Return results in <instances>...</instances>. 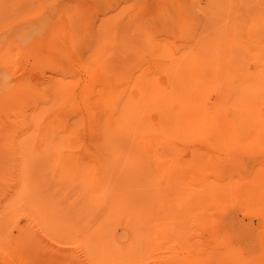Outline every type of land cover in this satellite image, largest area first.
Returning a JSON list of instances; mask_svg holds the SVG:
<instances>
[{
    "label": "rangeland",
    "instance_id": "374dc122",
    "mask_svg": "<svg viewBox=\"0 0 264 264\" xmlns=\"http://www.w3.org/2000/svg\"><path fill=\"white\" fill-rule=\"evenodd\" d=\"M191 14L199 19L197 27L189 21ZM180 26L196 31L182 35ZM199 27L214 46L208 57L219 67L206 75L207 85L216 83L207 86L209 99L203 105L216 112L220 123L166 126L138 154L143 165L141 201L116 205L110 232L98 228L104 216L78 221V201L89 196L84 187L91 186L90 177H81L80 165L91 171L101 145L107 148L101 141L103 124L115 136L107 120L128 94L135 97L150 81L167 87L171 73L193 68L203 49L193 51L198 41L189 37L201 38ZM53 58H64V69ZM122 66H129L128 72ZM105 80L124 90L113 103L102 93L109 90ZM23 87L34 93L24 95ZM49 103L54 106L46 108ZM157 114L152 109L144 119L154 123ZM0 119V133L8 137L7 144L0 141V167L18 164V169L9 165L17 171L0 168V264H264V0H0ZM54 138L63 144L55 148ZM3 151H11L10 156ZM115 165L118 172L108 175L114 190L135 178L133 169L123 175L125 164ZM82 180L87 186H79ZM76 185L87 191L80 193ZM59 215L70 225L69 233ZM133 224L136 235L128 232Z\"/></svg>",
    "mask_w": 264,
    "mask_h": 264
},
{
    "label": "bare ground",
    "instance_id": "6f19581e",
    "mask_svg": "<svg viewBox=\"0 0 264 264\" xmlns=\"http://www.w3.org/2000/svg\"><path fill=\"white\" fill-rule=\"evenodd\" d=\"M183 9V8H182ZM188 9V8H187ZM181 10V9H180ZM177 11V10H176ZM184 11V10H183ZM193 12V11H192ZM204 13H206V12H204ZM175 14V13H174ZM173 14V15H174ZM190 14V13H189ZM185 15V14H184ZM193 14H191V15H189V16H192ZM177 16L179 17L180 15H179V12H177ZM188 15H187V17H189ZM185 17V16H184ZM193 17V18H192ZM191 17V20H189V21H192V23L193 22H195L196 23V20L198 21L199 19L197 18L196 20L194 19V17H196V15L195 16H192ZM206 17V16H205ZM174 16H173V20H174ZM201 18V17H200ZM176 19V18H175ZM185 19V18H184ZM187 19V18H186ZM189 19H190V17H189ZM192 19H194V20H192ZM202 19V18H201ZM203 20H205V19H203ZM175 21V20H174ZM187 21H188V19H187ZM188 21V22H189ZM177 22V21H176ZM183 22V21H182ZM186 21H184L183 23H185ZM202 22V27H204V25H206V24H203V22L204 21H201ZM191 23V26H193L192 27V29L194 30L196 27H197V25H199L200 23L199 22H197L196 24H195V26H194V24H192ZM199 23V24H198ZM178 24V23H177ZM186 24V23H185ZM189 24V23H188ZM187 24V25H188ZM174 25V24H173ZM168 26V25H167ZM175 26V25H174ZM182 26V25H181ZM180 26V27H181ZM171 27H172V25H171ZM176 27H177V25H176ZM195 27V28H194ZM206 27V26H205ZM204 27V28H205ZM170 28V27H169ZM173 28V27H172ZM171 28V29H172ZM178 28V27H177ZM177 28H174L175 30L174 31H176V29ZM181 30H182V32L184 31V32H190V29L191 28H187L188 30H185V28H184V30H183V28L181 27L180 28ZM179 29V30H180ZM191 29V30H192ZM197 29H202L201 27H199V28H197ZM117 30V29H116ZM115 30V31H116ZM170 30V29H169ZM191 31V32H195V31ZM206 30H207V28H206ZM215 30V29H214ZM214 30H213V32H214ZM200 31H202V30H200ZM112 32H114V31H112ZM118 32V31H117ZM123 32H125V31H123ZM181 32V33H182ZM182 33V35H184L185 33ZM197 32H198V30H197ZM203 33H201V35H203L201 38L199 37V36H197V40L195 39V38H193L192 37V35L191 34H193V33H188L189 35H191V37L193 38H191V37H189V35L187 36V37H189L190 38V40L192 41V42H197L196 43V46H194V47H192V50L193 51H196L195 50V48L196 47H198L199 49L198 50H202L203 49V53H202V55H201V57H198V58H196V57H194L193 55H194V53L193 54H190V55H192L194 58H196L195 59V65H193L192 67V69H190V70H188V72H179L178 71V73H171V75H170V77H169V79H170V83L168 84L167 82V84H168V86L167 87H162V86H159L158 84H156V83H154V82H152V81H150V84L148 85V86H146V87H143V88H141V90L139 91V93L135 96V97H132V95H130V94H128L127 96H126V98L124 99V102H123V105L117 110V112L115 113V116H111V117H109L110 118V120H107V122L109 121V124H111V126L116 130V134H115V136H111L110 134H109V131H110V129H109V126L106 124V125H104L103 124V128H102V130H101V132H102V139H101V141L107 146V148L105 147V146H103L102 147V145H101V150H100V153H97V155H96V158H95V164H93V167H92V169H91V171H88V170H90L89 168H88V170L86 169V167L85 166H83L84 164H82V166L80 165V173H81V177H90L91 178V186L90 185H85V183H84V185H82V183L83 182H85L84 180H82V182L81 181H79L78 183H80L79 184V186H87V187H84V188H86V189H89V192H90V194H89V196L87 197V198H84V199H80L78 202L80 203L79 204V216H78V221L81 219V218H84L83 219V221L84 220H87L88 218H93V217H95L97 214L101 217V219L103 218V216H104V218L101 220V225L98 227L99 228V230H101V231H103V232H110L111 230H112V227H111V221H112V217H114V216H116L117 215V213H118V209L119 208H117L116 207V205L118 206V207H120L119 206V204H136V203H139L140 201H141V195H142V190H140V189H142V176H143V165H142V158H141V155H138V154H140V151H141V149H142V147H143V144L146 146V147H148L149 146V143H150V141H152V139L153 138H151V137H155V135L158 137V134H159V132L161 131V130H163L166 126H169V125H172V124H174V123H185V124H189V125H195V127H201V128H206V124H210V123H220V119H219V117H218V115L216 114L215 115V113L216 112H209V111H207V108L206 107H204V105H203V100H204V98H206V95H207V93L209 92V90H208V88H207V86H209L210 85V88H213L214 87V85H215V83H212V84H208L207 85V83H208V80H207V73H211V72H217L218 71V69H219V67L217 68V66H216V64L215 63H213V62H211V60L213 61V59H211V58H213V57H208V54H210V53H214V46L213 45H209L207 42H206V35H207V33L203 30L202 31ZM213 32H210V33H212L213 34ZM115 33V32H114ZM179 33V32H178ZM180 33V34H181ZM199 32L197 33V34H200ZM124 35V34H123ZM181 35V36H182ZM117 35H115V37H116ZM193 36L194 37H196L195 36V34H193ZM218 36V35H217ZM186 37V38H187ZM214 37V36H213ZM185 38V39H186ZM198 38H200L199 40H198ZM209 38V37H208ZM207 38V39H208ZM219 38V37H218ZM217 38V39H218ZM115 40H116V38H114ZM188 39V38H187ZM211 39H213V38H211ZM193 40H195V41H193ZM114 41V40H113ZM190 41V43L192 44V42ZM115 42V41H114ZM125 42V41H124ZM213 42H214V40H213ZM113 43V42H112ZM116 43V42H115ZM115 43H113V46H114V44ZM189 43V44H190ZM206 43L208 44V45H206ZM65 45V44H64ZM63 45V46H64ZM112 45V44H111ZM123 45V44H122ZM124 45H125V43H124ZM128 45V44H127ZM187 45V44H186ZM66 46V45H65ZM64 46V47H65ZM158 46V45H157ZM188 46V45H187ZM186 46V47H187ZM192 46V45H191ZM216 46H218V45H216ZM125 47H127L126 45H125ZM189 47V46H188ZM67 48V47H66ZM65 48V49H66ZM118 48V47H117ZM159 48V47H158ZM158 48L156 49V50H158ZM218 48V47H217ZM154 49V50H155ZM190 49V48H189ZM220 49V48H219ZM63 50V49H62ZM61 50V51H62ZM114 51H115V49H113ZM125 50V49H124ZM167 50V49H166ZM185 50V49H184ZM110 51V46H109V50H108V52ZM130 51V50H129ZM65 52V51H64ZM63 52V53H64ZM113 52V51H112ZM119 52V51H118ZM117 52V53H118ZM181 52H183V51H180V53ZM217 52V51H216ZM111 53V52H110ZM114 53V55H115V52H113ZM120 54H122V51H120L119 52ZM137 53V52H136ZM184 54H186L187 53V51H186V53H185V51L183 52ZM188 53H190V52H188ZM187 53V54H188ZM218 53V52H217ZM66 54V53H65ZM124 54H125V52H124ZM127 54H129V53H127ZM184 54H183V58H184ZM110 56H111V54H109ZM123 55V54H122ZM131 54H129V56H130ZM189 55V54H188ZM197 55H199V54H197ZM110 56H107L105 59L107 60V59H109L110 58ZM116 56V58L118 57L117 56V54L115 55ZM120 56V55H119ZM128 56V57H129ZM132 56V55H131ZM154 56V55H153ZM152 56V57H153ZM113 57V56H112ZM128 57H126V55H125V57L124 58H126V59H128ZM133 57V56H132ZM132 57L130 58V59H132ZM188 57H191V56H188ZM187 57V59H188V61H190L193 57H191L190 58V60H189V58ZM56 58V57H55ZM115 58V57H114ZM123 58V57H122ZM122 58H120V59H122ZM123 58V59H124ZM155 58V59H154ZM165 58V57H164ZM183 58H181L180 60H182ZM194 58H193V61H194ZM210 58V59H209ZM54 59V58H53ZM58 58H56V60H57ZM62 60L64 59V58H61ZM112 59V58H111ZM133 59H136L135 57L133 58ZM147 59V58H146ZM153 59L156 61V59H157V57H153ZM152 58L150 59V61H152V63H155L154 62V60H153ZM167 59H169V58H167ZM55 60V59H54ZM53 60V61H54ZM55 60V61H56ZM60 60V59H59ZM62 60H60V62H63ZM65 60V59H64ZM113 60L114 59H112V62H113ZM116 60V59H115ZM137 60V59H136ZM206 60V61H205ZM52 61V60H51ZM52 61V62H53ZM54 61V62H55ZM109 61V60H108ZM130 61V60H129ZM148 61V60H147ZM192 61V62H193ZM57 62V64H58V62L59 61H56ZM60 62H59V64H60ZM65 62H66V60H65ZM149 62V61H148ZM191 62V61H190ZM125 63H127V61L125 62ZM131 63V62H130ZM183 63V62H182ZM187 63V62H186ZM55 64V63H54ZM113 64V63H112ZM129 64V62L127 63V65ZM137 64H138V62H137ZM61 66L63 65L64 66V64H60ZM139 65V64H138ZM144 64H142V66H143ZM146 65V64H145ZM218 65H219V63H218ZM63 66L61 67V69L63 68ZM112 66V65H111ZM113 66H115V65H113ZM130 67L131 66H133V64H130L129 65ZM129 66H126V68L127 67H129ZM149 66H150V62H149ZM148 65L147 66H143V68L145 67V68H148L149 67ZM152 66V65H151ZM154 66V65H153ZM155 67V66H154ZM171 67L172 66H169V68L171 69ZM181 66H179V65H177L175 68L176 69H179ZM111 68V67H110ZM114 68V67H113ZM118 68V67H117ZM123 68H125L124 66H122L121 67V70L123 69ZM126 68H125V70H126ZM139 68H141V67H139ZM64 69V68H63ZM129 69V68H128ZM137 69V68H136ZM149 69V68H148ZM154 69V68H153ZM156 69V68H155ZM154 69V70H155ZM93 70H95V69H92V73H93ZM96 70H97V68H96ZM95 70V71H96ZM104 70V69H103ZM124 70V69H123ZM123 71V72H128L127 70L126 71ZM142 71V68L141 69H138V70H136V72H137V74H139V71ZM144 70V69H143ZM157 70V69H156ZM167 70V69H166ZM60 71H63V70H60ZM95 71H94V73H95ZM119 71H120V69H119ZM171 71V70H170ZM116 72H117V70H116ZM205 72V73H204ZM92 73H91V75H92ZM118 73V72H117ZM141 73V72H140ZM103 75H104V73H102ZM121 74V73H120ZM119 74V75H120ZM135 73H134V71H133V75H134ZM137 74H135L136 76H137ZM163 74H165V73H163ZM131 75H132V73H131ZM133 75H132V78H135V77H133ZM149 75V74H148ZM166 75H168V74H165V76ZM94 76H95V74H94ZM126 76H129V75H126ZM164 76V77H165ZM97 77V76H96ZM107 77V76H106ZM111 76H109V78H110ZM213 77H215V75H211L210 76V78H213ZM92 78H93V75H92ZM99 78V77H98ZM105 78V77H104ZM112 78V77H111ZM130 78H131V76L129 77V81H130ZM137 78V77H136ZM1 79H2V77H1ZM159 79V78H158ZM166 79V78H165ZM167 79H168V77H167ZM3 80V79H2ZM102 80V79H101ZM133 79H131V81H132ZM135 80V79H134ZM4 81V80H3ZM6 81V80H5ZM4 81V82H5ZM94 81V80H93ZM92 81V82H93ZM111 81V80H110ZM129 81H128V78H127V80H126V82H128V84H129ZM136 81V80H135ZM135 81H134V83H135ZM105 82H106V80H105ZM104 82V88H108L109 90H106V92H102L103 93V95L104 94H106V97H109V100L108 99H106L107 101H110L111 100V102L113 103V102H115V100L117 99V92L118 93H121L122 92V96H123V93H124V90H117V89H113V87H112V84H111V87H110V85L108 84V82H106L105 83ZM112 82V81H111ZM138 82V81H137ZM136 82V84H138L139 85V83L140 82H138L137 83ZM120 83V82H119ZM124 83V86H125V82H123ZM1 84H3V83H1ZM5 84V83H4ZM122 84V83H121ZM161 84V83H160ZM130 85H132V83L130 84ZM135 85V84H134ZM122 86V85H121ZM120 85L119 86H117V87H121ZM25 88H28L27 86H24ZM23 87V88H24ZM62 87H64V86H62ZM123 87V86H122ZM129 87V86H128ZM133 87V86H132ZM15 88V87H14ZM14 88H12V89H14ZM25 88H24V90H23V92H24V95H28L29 93V95H32L34 92H33V90L31 91V92H27V90L29 89H27L26 90V92H25ZM57 89V88H56ZM59 89V88H58ZM57 89V90H58ZM119 89V88H118ZM134 89V88H133ZM132 88H131V90H133ZM138 89V88H137ZM136 89V90H137ZM64 90V89H63ZM129 90H130V88H129ZM139 90V89H138ZM7 91V90H6ZM15 91V90H14ZM56 91V90H55ZM58 91H60V90H58ZM102 91H103V89H102ZM121 91V92H120ZM126 91V90H125ZM135 91V90H134ZM212 91V90H211ZM215 91V90H214ZM33 92V93H32ZM57 92V91H56ZM22 93V92H21ZM26 93V94H25ZM102 93H100L99 95H98V97H100L101 96V94ZM134 93V92H133ZM12 94V93H11ZM14 94V93H13ZM126 94V93H125ZM124 94V95H125ZM57 95H58V92H57ZM102 95V96H103ZM134 95V94H133ZM119 96H121V94H119ZM15 97V96H14ZM105 97V96H104ZM105 97V98H106ZM208 97V96H207ZM101 98V97H100ZM105 98H104V100H105ZM123 98V97H122ZM15 99V98H14ZM102 99V98H101ZM112 99H114L113 101H112ZM207 99H209V97L208 98H206V100ZM12 100V99H11ZM98 100V99H97ZM119 100H120V97H119ZM12 101H14V100H12ZM45 101H46V99H45ZM48 101H51V99L50 100H48ZM106 101V102H107ZM208 101V100H207ZM5 102H6V99H5ZM51 102H53V101H51ZM103 102V101H102ZM106 102L104 103V104H106ZM120 102V101H119ZM216 102V101H215ZM61 103V102H60ZM9 104V103H8ZM8 104H6L5 103V106L6 105H8ZM36 104V103H35ZM50 104V103H49ZM49 104H46V108H49V107H52V106H54L53 105V103L52 104H50L51 106H48ZM122 104V103H121ZM120 104V105H121ZM205 104V103H204ZM10 105H11V103H10ZM10 105L8 106L9 107V109H10ZM38 105V104H37ZM56 105V104H55ZM108 106H111V104L109 103V104H107ZM43 106V105H42ZM59 106V105H58ZM113 106V105H112ZM36 107H38V106H36ZM56 107V106H55ZM98 107H100V106H98ZM4 108V107H3ZM41 108V107H40ZM43 108V107H42ZM44 108H45V106H44ZM42 109L43 111L45 110L46 111V109ZM101 108V107H100ZM100 108H98L99 110H102V108L100 109ZM54 109V108H53ZM104 109V108H103ZM156 110V112H158V114H159V119L157 120V121H155L154 123H156V124H154V123H150L149 121V119L147 118V120L148 121H146L145 119H144V115H148V113L150 112V110ZM8 110V109H7ZM5 111V110H4ZM219 111H220V108H219ZM8 112V111H7ZM6 111H5V113H7ZM42 112V111H41ZM51 112V111H50ZM92 112V111H91ZM157 114V115H158ZM5 115V114H4ZM4 115H2V116H4ZM7 115H8V113H7ZM10 115V114H9ZM55 115H58V114H55ZM151 115H152V113H151ZM16 116V115H15ZM41 116H43V115H41ZM109 116V115H108ZM9 117V116H8ZM8 117H6L5 116V118H8ZM107 117V116H106ZM157 117V118H158ZM10 118V117H9ZM12 118H14V116L13 117H11L10 119L12 120ZM16 118V117H15ZM41 118V117H40ZM82 118V117H81ZM108 118V117H107ZM1 119H3V117L1 118ZM0 119V123H2L3 124V122H2V120ZM18 119V118H17ZM61 119H63V118H61ZM22 120V119H21ZM53 120V119H52ZM87 120V119H86ZM8 120H6V122H7ZM16 121V120H15ZM18 121V123H19V121H20V118H19V120H17ZM17 121H16V123H17ZM85 121V120H84ZM140 122L141 124L139 125L138 123H136V122ZM221 121H222V118H221ZM8 122H11V121H8ZM14 122V121H13ZM25 122V121H24ZM42 122V121H41ZM65 122V121H64ZM67 122V121H66ZM65 122V123H66ZM26 124H28L27 122H25ZM48 123V122H47ZM98 123V122H97ZM35 124V123H34ZM38 125H39V123H37ZM80 124V123H79ZM85 124V123H84ZM101 124V123H100ZM4 125H7L6 123L4 124ZM11 125V124H10ZM10 125H9V127H10ZM13 125V124H12ZM19 125V124H18ZM18 125H15V126H13V127H16V126H18ZM20 125H21V123H20ZM19 125V126H20ZM23 125V124H22ZM60 125V124H59ZM66 125H68V124H66ZM65 125V126H66ZM98 125V124H97ZM97 125H95L96 127H93V128H97ZM3 126V125H2ZM18 126V127H19ZM28 126V125H27ZM37 126V125H36ZM61 126V125H60ZM63 127H64V124L62 125ZM61 126V127H62ZM92 126V125H91ZM99 126V125H98ZM25 127H26V125H25ZM24 126H23V129L25 128ZM29 128H31V126L29 125L28 126ZM39 127V126H38ZM37 127V128H38ZM41 127H43V126H41ZM40 127V128H41ZM59 127V126H58ZM84 127V126H83ZM88 127V126H87ZM100 127V126H99ZM2 128V127H1ZM11 128V127H10ZM9 128V129H10ZM28 128V129H29ZM48 129H50L49 127H47ZM79 128H80V126H79ZM92 128V127H91ZM12 129H14V128H12ZM19 129V128H18ZM22 129V128H21ZM99 129H101V128H99ZM4 130H6V128L5 129H3V135L5 136V135H7L5 132H4ZM8 130V129H7ZM16 130V129H15ZM14 130V131H15ZM39 130V129H38ZM58 130H59V128H58ZM97 130V129H96ZM17 131V130H16ZM26 131V130H25ZM40 131V130H39ZM60 131V130H59ZM6 132H8V131H6ZM10 132V131H9ZM8 132V133H9ZM11 132H12V130H11ZM19 133H20V131H18ZM31 132V131H30ZM34 132V131H33ZM38 132V131H37ZM36 132V133H37ZM92 132V131H91ZM98 132V131H97ZM16 133V132H15ZM35 133V134H36ZM58 134H59V132H57ZM96 133V131L94 132V134ZM1 136H0V141H3V144H7V143H5V142H7V141H5L4 142V140H6L7 138H3L2 137V130H1ZM12 134V133H11ZM21 134H22V132H21ZM31 134H32V132H31ZM50 134V133H49ZM49 134H48V136H49ZM57 134V135H58ZM19 135V134H18ZM33 135L34 134H32V136H30V137H33ZM51 135H52V133H51ZM50 135V136H51ZM61 135V137L63 136V137H65V135H62V134H60ZM75 135H77V134H75ZM101 135V134H100ZM100 135L98 136V135H96V136H98V138L97 139H99V137H100ZM8 136H10V135H8ZM48 136H47V138H48ZM68 136V135H67ZM1 137H2V140H1ZM11 137V136H10ZM22 137V136H21ZM34 137H38V136H34ZM40 137H41V135H40ZM52 137V136H51ZM54 137V136H53ZM60 137V138H61ZM62 137V138H63ZM13 138V137H12ZM11 138V139H12ZM20 138V137H19ZM50 138V137H49ZM21 139V138H20ZM51 139V138H50ZM49 139V140H50ZM54 139H56V138H54ZM65 139H66V137H65ZM77 139V138H76ZM94 139H95V137H94ZM156 139V138H155ZM8 140H10V139H8ZM16 140V139H15ZM14 140V141H15ZM27 140V139H26ZM29 140V139H28ZM32 140V139H31ZM37 140V139H36ZM46 140V139H45ZM60 140H62V139H60ZM23 141V140H22ZM54 141V140H53ZM52 141V142H53ZM56 141V142H55ZM54 142V147H55V144H57L58 142V140L56 139ZM62 141H64V140H62ZM17 142V141H16ZM21 142V141H20ZM25 142V141H24ZM10 142H8V144H9ZM15 143V142H14ZM60 143V142H59ZM58 143V144H59ZM97 143V142H96ZM2 144V143H1ZM16 144V143H15ZM14 144V145H15ZM32 144V143H31ZM60 144H63L62 142L60 143ZM10 145V144H9ZM46 145V144H45ZM97 145V144H96ZM8 146V145H7ZM5 147V146H3L4 147V149L6 148H8V147ZM17 146V145H16ZM15 146V147H16ZM24 146V145H23ZM27 146H29V145H27ZM26 146V147H27ZM33 146H35V145H33ZM57 146V145H56ZM95 146V145H94ZM1 148H2V146H0ZM0 148V149H1ZM23 148L24 147H21V151H23ZM32 148V147H31ZM31 148H27L26 150L27 151H29L28 149H30V150H32ZM46 148V147H45ZM56 148V147H55ZM5 149V150H6ZM9 149V148H8ZM7 149V150H8ZM12 149V148H11ZM46 149H48V147L46 148ZM58 149V148H57ZM14 150H17V148L16 149H14ZM14 150H12L13 152H11V151H8V152H11V154L13 153L14 154ZM61 149L59 148L57 151H60ZM48 151V153H49V150H47ZM47 151H46V154L47 155H49L48 153H47ZM102 151V152H101ZM3 152H5V151H3ZM7 152V151H6ZM5 152V153H6ZM6 153L7 154V156H10V154L9 153ZM16 152H19V151H16ZM15 152V153H16ZM0 153L2 154V152L0 151ZM5 153H4V156H5ZM35 152H33L32 154H34ZM61 153V152H60ZM60 153H58V154H60ZM93 153V152H92ZM95 153V152H94ZM12 154V155H13ZM16 154H18V153H16ZM15 154V155H16ZM22 154H24V152L22 153ZM26 155H28V154H26ZM25 155V156H26ZM30 155H31V152H30ZM47 155H45V156H47ZM24 156V155H23ZM31 156H34V155H31ZM30 156V157H31ZM43 156H44V154H43ZM60 156V155H59ZM73 156V155H72ZM12 157V156H11ZM10 157V159L12 160V159H14V158H11ZM37 158H38V154H37V156H36ZM67 157V156H66ZM69 157V160H70V156H68ZM67 157V158H68ZM74 157V156H73ZM73 157H72V159H73ZM80 157V156H79ZM78 157V158H79ZM81 157H84V156H81ZM2 158H3V156H2ZM2 158H1V160H2ZM18 158V157H17ZM35 158V157H34ZM47 158H48V156H47ZM60 158H62V157H60ZM30 159V158H29ZM49 159V158H48ZM58 159H59V157H58ZM71 159V160H72ZM75 159H77V157L75 158ZM86 159V158H85ZM5 160V159H4ZM16 161H17V159H15ZM25 160H27V159H25ZM38 161H39V159H37ZM41 160V159H40ZM50 160V159H49ZM61 160V159H60ZM78 160V159H77ZM91 160V159H90ZM93 160V159H92ZM7 161V160H6ZM14 161V160H13ZM29 161V160H28ZM27 161V162H28ZM42 161H44V160H42ZM48 161V160H47ZM62 161V160H61ZM64 161V160H63ZM84 161V160H83ZM3 162V161H2ZM34 162V161H33ZM41 161H39L38 163H40ZM46 161H44V163H45ZM49 162V161H48ZM59 162V161H58ZM58 162H57V164H58ZM76 162V161H75ZM17 163V162H16ZM43 162H41V164H42ZM43 163V164H44ZM50 163V162H49ZM63 163H67V162H63ZM89 163V162H88ZM93 163V162H92ZM111 163H112V165H111ZM118 163V165L119 164H125V169L123 170V175H128V174H130L131 173V170L134 172V174H135V178H134V180H132V182L131 181H127V180H125L121 185H119L117 188H116V190H114V189H112L111 188V186H110V184H109V182H108V175L111 173V172H118V171H115L114 169H116L114 166H116L115 164H117ZM14 164L15 165V163H10V164H4L2 167H4V166H6L7 165V167H6V169H8V167H9V171H15L16 169H18V164H17V167L16 166H14L16 169H14V170H12L11 168H14V167H12V165ZM33 164V163H32ZM35 164V163H34ZM33 164V165H34ZM56 164V165H57ZM73 164V163H72ZM87 164V163H86ZM9 165H11V168H10V166ZM24 165V164H23ZM55 165V164H54ZM91 165V164H90ZM51 166V165H50ZM65 166V165H64ZM63 166V167H64ZM92 166V165H91ZM2 167H0L1 168V170L3 171V169H2ZM52 167V166H51ZM77 167V166H76ZM88 167V166H87ZM90 167V166H89ZM72 168V167H71ZM22 170V169H21ZM73 170H74V168H73ZM2 171H1V173H2ZM17 171V170H16ZM60 171H62V170H60ZM22 172V171H21ZM122 172V171H121ZM3 174V173H2ZM62 174H64V171L62 172ZM68 176V174H65V175H62V176ZM61 178V177H60ZM138 179V180H137ZM135 180H137V181H135ZM127 181V182H126ZM130 184H132V187H137V188H132L131 187V185ZM137 185V186H134V185ZM130 185V186H129ZM90 186V187H89ZM76 187L78 188V186L76 185ZM131 187V188H130ZM82 188V187H81ZM83 188V189H84ZM79 189V188H78ZM77 189V190H78ZM78 190L80 193H81V191H84V190H86V189H84V190ZM77 190L75 191V192H77ZM87 191V190H86ZM136 191V192H135ZM78 192V193H79ZM135 192V193H134ZM77 193V194H78ZM77 194H75L77 197H78V195ZM83 195V194H82ZM80 197V196H79ZM129 212H130V214H132V215H138L137 213H136V210L135 209H129ZM60 218H61V216L59 215V220H60ZM9 221H11V220H9ZM8 221V222H9ZM60 221H63L62 222V225H64L65 226V229H66V233H69L70 232V225L67 223V221H66V219L65 218H63L62 220H60ZM23 224V223H22ZM21 225V224H20ZM19 225V226H20ZM26 227V226H25ZM25 229V228H24ZM65 232V231H64ZM128 232H130V233H132L133 235H136V233H137V230H136V225L135 224H133L129 229H128ZM30 235H27V234H25L24 235V238H26V239H29L30 237H29ZM21 240H23L24 241V239H21ZM25 242V241H24ZM29 242H27V244H28ZM25 244H26V242H25ZM26 244V245H27ZM25 245V246H26Z\"/></svg>",
    "mask_w": 264,
    "mask_h": 264
}]
</instances>
